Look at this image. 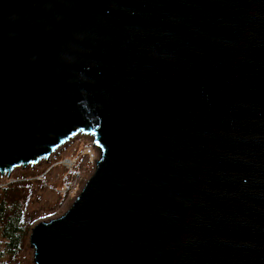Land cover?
<instances>
[{
    "label": "water",
    "instance_id": "water-1",
    "mask_svg": "<svg viewBox=\"0 0 264 264\" xmlns=\"http://www.w3.org/2000/svg\"><path fill=\"white\" fill-rule=\"evenodd\" d=\"M100 151L35 264H264V0H0V176Z\"/></svg>",
    "mask_w": 264,
    "mask_h": 264
},
{
    "label": "rangeland",
    "instance_id": "rangeland-1",
    "mask_svg": "<svg viewBox=\"0 0 264 264\" xmlns=\"http://www.w3.org/2000/svg\"><path fill=\"white\" fill-rule=\"evenodd\" d=\"M93 141L79 135L48 161L35 167L16 169L3 180L0 176V191L16 181L23 183L12 194L23 199L22 207L29 221L34 223L29 233L23 236V246L14 254L7 251L0 228V264H35V249L30 243L32 230L42 221L66 214L93 177L100 160V151Z\"/></svg>",
    "mask_w": 264,
    "mask_h": 264
},
{
    "label": "trees",
    "instance_id": "trees-1",
    "mask_svg": "<svg viewBox=\"0 0 264 264\" xmlns=\"http://www.w3.org/2000/svg\"><path fill=\"white\" fill-rule=\"evenodd\" d=\"M23 185L16 181L0 191V228L1 236L7 251L14 254L23 246V236L29 233L33 222L29 221L23 209V199L16 198L12 193L15 188ZM30 225V226H29Z\"/></svg>",
    "mask_w": 264,
    "mask_h": 264
},
{
    "label": "built area",
    "instance_id": "built-area-1",
    "mask_svg": "<svg viewBox=\"0 0 264 264\" xmlns=\"http://www.w3.org/2000/svg\"><path fill=\"white\" fill-rule=\"evenodd\" d=\"M95 146V145H94ZM96 147V146H95ZM97 148V147H96ZM98 149V148H97ZM2 180L4 179V178H1Z\"/></svg>",
    "mask_w": 264,
    "mask_h": 264
}]
</instances>
